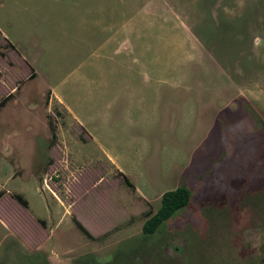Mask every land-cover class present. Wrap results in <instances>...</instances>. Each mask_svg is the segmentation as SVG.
<instances>
[{
  "label": "rangeland",
  "instance_id": "374dc122",
  "mask_svg": "<svg viewBox=\"0 0 264 264\" xmlns=\"http://www.w3.org/2000/svg\"><path fill=\"white\" fill-rule=\"evenodd\" d=\"M7 94L0 264H264L241 176L264 151V0H0Z\"/></svg>",
  "mask_w": 264,
  "mask_h": 264
},
{
  "label": "trees",
  "instance_id": "16d2710c",
  "mask_svg": "<svg viewBox=\"0 0 264 264\" xmlns=\"http://www.w3.org/2000/svg\"><path fill=\"white\" fill-rule=\"evenodd\" d=\"M31 76V75H30ZM9 94L4 96L0 99V106L4 104L7 100ZM253 139L255 141V145L258 147L261 145L262 149H264V126L263 127H253ZM256 153V151H255ZM247 158L246 155L240 157V161ZM250 160V161H249ZM248 165L251 166L252 164V171L248 170L246 163L243 164V171H242V178L244 184L247 181L251 182L252 188V198L247 200L248 202L251 200L250 209L256 215H264V151L261 156H253L251 158L248 157ZM240 165L238 166V168ZM122 181L125 183L126 186L132 188V184L127 179V177L121 174ZM4 191L0 190V198ZM249 194V193H248ZM11 198L15 200L21 207H26V200L18 193H12ZM227 201H230L228 199ZM189 202V193L186 187L184 186H177L172 190L165 191L160 196V203L159 206L155 209L154 212H150L149 210L144 213L146 218L142 222L141 225V233L143 235L153 233L159 225L170 216H172L176 211L180 210L181 208L185 207ZM228 204V203H227ZM235 202L230 201L228 206L231 210L236 209ZM73 222L76 228L88 239H95L74 217ZM254 264H260V259H256Z\"/></svg>",
  "mask_w": 264,
  "mask_h": 264
},
{
  "label": "crops",
  "instance_id": "0c3cea01",
  "mask_svg": "<svg viewBox=\"0 0 264 264\" xmlns=\"http://www.w3.org/2000/svg\"><path fill=\"white\" fill-rule=\"evenodd\" d=\"M35 73V75H37L36 74V72H34ZM81 77V76H80ZM80 77H78V78H80ZM82 78V77H81ZM47 89H49V92H50V95H51V98H53V100L55 101V102H57L58 104H60V105H62L63 106V102L61 101V98H60V96H58V92L56 91V89L52 86V87H47ZM65 109V108H64ZM111 161V160H110ZM114 164V163H113ZM114 166L116 167V165L114 164ZM116 168H118V167H116ZM118 170L120 171V169L118 168ZM4 194V193H3ZM3 194H2V196H1V198L3 197ZM19 194V193H18ZM0 198V199H1ZM15 201V200H14ZM26 204H27V202H26ZM26 207H27V205H26ZM26 207H23V208H26Z\"/></svg>",
  "mask_w": 264,
  "mask_h": 264
}]
</instances>
